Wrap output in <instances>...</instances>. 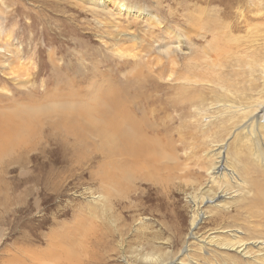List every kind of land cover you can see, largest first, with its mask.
<instances>
[{
    "label": "rangeland",
    "instance_id": "374dc122",
    "mask_svg": "<svg viewBox=\"0 0 264 264\" xmlns=\"http://www.w3.org/2000/svg\"><path fill=\"white\" fill-rule=\"evenodd\" d=\"M113 2L0 0V111L39 106L49 91L57 104L70 80L78 83L71 93L90 88L84 98L110 79L144 84L143 93L125 95L131 115L163 146L154 165L162 179L104 180L99 165L114 164L97 151L100 139L95 154L77 155L47 126L27 154L0 158V264H264V0H125L140 16ZM201 8L220 37L231 27L230 40L202 38ZM178 36L183 50L168 80L161 51ZM220 162L228 171L211 176ZM229 240L245 243L255 260L222 249Z\"/></svg>",
    "mask_w": 264,
    "mask_h": 264
},
{
    "label": "bare ground",
    "instance_id": "6f19581e",
    "mask_svg": "<svg viewBox=\"0 0 264 264\" xmlns=\"http://www.w3.org/2000/svg\"><path fill=\"white\" fill-rule=\"evenodd\" d=\"M113 3L118 6V10L120 13L123 11H126L127 13L139 14V16L144 14V11L138 8L139 6L138 7L130 6V4L126 3L125 0H115V2ZM204 11H206V8H201L199 15L195 17L197 23L200 21V24L196 23L195 27L196 28L199 27L196 30L199 31L200 33H203L202 38L206 39L207 37L208 39V37H211V40L213 41H216V40L220 41L222 37L223 38L225 37L230 40L231 35L229 32L231 30V27L227 26L228 24L227 25L225 24L226 27L223 28L224 29V31L222 32L223 35H221L222 37H220V35H218V33L215 32L216 28H209L212 26L211 23L208 21H205V18H202L204 15ZM147 16L152 19L153 24L157 26L162 25L157 15L154 16L151 13L147 12ZM193 21H194V18H193ZM227 28H228V31H227ZM217 36H219L220 39H217ZM178 39L179 40H177L175 43L166 44L164 46V50L161 51V54L165 55L168 58L167 62H169L170 64L169 72L171 73V75L169 76L168 80H171L172 76L178 72L179 62L176 56V52L182 51L183 50L182 45L184 44V40L181 37ZM238 41L239 40L237 39V42ZM208 45L212 46L213 42H209ZM238 48H241V46L238 45ZM220 56H222V53L216 50V55L214 56L215 60ZM158 63L159 62H157V64ZM8 65L11 66V64H8ZM201 68L202 67L200 64L196 65L197 70L198 69L200 70ZM194 73H195L194 76H197V77H194L195 79L202 78L201 75L198 76L196 74L197 72H194ZM181 77H183V75ZM175 80L180 81L179 78ZM185 80L191 81V78L188 77ZM116 82L117 81L110 79L108 80L105 90H102L103 87H100L98 90H96L93 96L84 98L83 97L84 95H82L81 91L82 92L84 90L88 91L90 88L81 89L80 92L73 90L74 93H71L70 89H73L74 87H76L75 85H78V83L73 82V81L71 82L70 80V83L68 84L64 83L66 84L64 88L69 89V92L68 90H63L64 88L62 89L61 92L60 91L57 92L58 98L60 99V101H58L57 104H51L49 102V100H54V96H55L52 93V91H49L46 94V97L44 98L46 99V101L43 100L44 102L42 101L41 103H37L39 104V106L35 105L32 107H28V106L22 107L19 105L16 110H12L9 112L0 111V116H1L0 117V158L3 156L9 157L10 161L12 162L13 160L16 161L17 158L19 156L24 155V153L27 154L30 150V147H31L30 145L33 144L35 140H40L43 136L42 134L43 130L47 126H49L50 133L48 136H54V138L56 137V139H58L57 141H60L61 143H63L65 148H67V145H68V151H72L73 154L75 153L77 155H88V154H92V153H89L91 151L95 154L96 153V151L94 150L95 148L91 149V144L95 143L94 140L98 142V139H100L101 144L96 148L97 151L106 152L107 153L106 156H108L107 157L108 162H105V163H108L110 165L114 164L112 167L111 166L108 167L111 169H108L106 168L108 165L104 163L102 164L100 163L101 165H99V167L102 169L101 172L103 173L104 180L111 181L119 185L125 182L126 183L133 182V180L135 182H144V181H151L155 183L160 182V179L162 178H160L159 175L154 170V165L156 164V162H158L159 158L160 159L162 158L159 152L162 153L163 146L157 139L148 137V135L146 134L144 130L145 121L140 122L138 120H135V118L131 115L130 110L128 109L129 101H127L129 99V95L128 96L125 95L129 89L131 90L137 89L136 92L138 94L143 93L144 84H140L141 86H138V87H135V86L133 87L132 84L128 82L123 85L118 84ZM201 82L195 81V83L192 82V84L193 85L195 84L196 86L201 85V87L207 85L206 83H201ZM24 84H26V82H24ZM90 87H92V85ZM182 93L184 92H181V95H183ZM261 107L264 108V105H261ZM21 112L22 114H26L27 118L23 115H21L20 117H18L19 115L13 116V117L7 115L9 113H21ZM37 112H42L43 115L47 116V118L42 120V122L39 124H38V121L36 123L33 122L35 118L34 115ZM28 115L30 116L28 117ZM57 119H60V120H57ZM23 123L25 124L28 123L30 125V128L25 127L27 125ZM74 125L79 126L80 130L75 129ZM14 130H19V132L15 135ZM84 130H91L92 131L91 133L94 136L93 137L87 136L89 138L84 137L83 136ZM34 147L32 146V149ZM85 149H88L89 152H87ZM117 157H119L118 158L119 160L116 159ZM115 159L117 160L116 162H115ZM222 164L223 163L220 162L217 167L215 165L212 168L210 175L213 176L214 174L220 173L223 170L228 171V168L224 165L222 166ZM229 173L232 175H236V171L229 170ZM260 189H261V193L258 192V194L260 195L258 197L264 200V189L263 188H260ZM255 219H256L255 220L256 225L258 223V226H259L261 224V221H259L257 218ZM198 221L199 219L197 218L194 219V222L192 223L193 228L196 227V225L198 224ZM260 234L262 235V237H264V232H261ZM224 243L225 244H224V247H222V249L223 248L229 249V251L235 250L238 252L237 254H239L242 258L248 259V260H255V257L253 256L252 258L248 257V254L251 252L247 249L248 246L245 243H242L240 241L234 242L230 240ZM220 245H223V244L221 243ZM263 246H264V241H262L261 248L259 246L260 249H258V251L263 252L262 251L264 248ZM67 257H68L67 259L70 262L73 260V258H71L70 256H67ZM65 263H67V261ZM235 264H237V262H235Z\"/></svg>",
    "mask_w": 264,
    "mask_h": 264
}]
</instances>
